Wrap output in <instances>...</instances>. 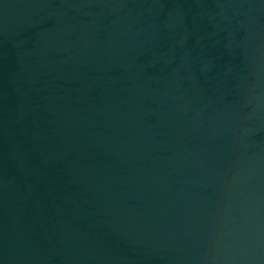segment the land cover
I'll list each match as a JSON object with an SVG mask.
<instances>
[{"label":"water","instance_id":"1","mask_svg":"<svg viewBox=\"0 0 264 264\" xmlns=\"http://www.w3.org/2000/svg\"><path fill=\"white\" fill-rule=\"evenodd\" d=\"M0 264H264V0H0Z\"/></svg>","mask_w":264,"mask_h":264}]
</instances>
